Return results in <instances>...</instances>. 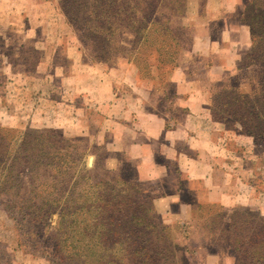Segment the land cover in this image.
I'll use <instances>...</instances> for the list:
<instances>
[{"label": "rangeland", "instance_id": "374dc122", "mask_svg": "<svg viewBox=\"0 0 264 264\" xmlns=\"http://www.w3.org/2000/svg\"><path fill=\"white\" fill-rule=\"evenodd\" d=\"M205 1L0 0V134L18 138L24 131H32V139L37 135L46 139L40 146L54 142L64 150L70 144L91 183L73 190L67 215L69 242L80 239L83 257L75 255L76 248L51 254L53 243L65 237L59 229V210L38 225L37 237L27 233L23 222L17 223L21 215L0 208V264H67L59 260L68 253L77 259L111 254L123 258L145 238L163 245L175 243L181 254L186 253L189 264H220V258L222 264H235L233 254L243 251L228 244L233 232L244 233L247 240L250 233L262 231L264 127L247 125L259 132L251 134L230 116L227 123L213 119L211 106H217L218 117L223 115L220 109L225 95L211 96L210 89L203 101L219 130L222 154L230 158L228 168L239 188L233 206L204 202L184 210L174 194H158L154 185H143L123 152L108 144L110 136L101 141L104 115L111 114L115 96L124 100L122 105L138 103L167 117L166 131L171 129V118L183 108L184 96L172 82V68L191 50L190 30L204 21ZM156 26L158 32L144 41V33ZM109 32L114 36L109 45L121 46L119 56L107 63L97 62L92 50H104L105 42L94 40L92 34L107 43ZM263 68V64L253 63L225 85L237 82L250 93ZM161 78L166 82L160 83ZM9 148L16 152L13 141ZM23 176V181L29 177L26 170ZM251 193L253 203L248 205ZM182 198L192 196L185 193ZM149 207L152 210L147 211ZM253 220L257 221L249 223Z\"/></svg>", "mask_w": 264, "mask_h": 264}, {"label": "crops", "instance_id": "0c3cea01", "mask_svg": "<svg viewBox=\"0 0 264 264\" xmlns=\"http://www.w3.org/2000/svg\"><path fill=\"white\" fill-rule=\"evenodd\" d=\"M247 4L205 1L204 21L190 30L191 50L172 72V82L184 96L170 130L166 131L167 117L138 103L122 105L118 96L109 108L111 114L104 115L101 141L110 136L108 144L123 152L140 182L154 185L155 193L174 194L184 210L202 202L233 206L239 199L235 175L228 168L230 158L222 154L219 130L203 100L214 86L236 79L238 66L251 49V27L242 20ZM185 193L192 199L182 198ZM252 203L251 193L247 204Z\"/></svg>", "mask_w": 264, "mask_h": 264}, {"label": "trees", "instance_id": "16d2710c", "mask_svg": "<svg viewBox=\"0 0 264 264\" xmlns=\"http://www.w3.org/2000/svg\"><path fill=\"white\" fill-rule=\"evenodd\" d=\"M247 1V7L242 12V20L251 27L252 46L239 64L237 71L246 69L253 63L264 65V0ZM153 32H158L157 26L150 28L147 34L144 33L146 37L144 41L147 42L148 36H151ZM92 37L99 42V39L105 42L103 43L104 50H92L93 57L97 62L107 63L114 61L119 56L118 49L121 46L115 48L114 45H109L114 39L113 33L107 34V43L98 34H92ZM135 61H139L137 55ZM179 64L180 62H175L172 70ZM137 65L140 68L139 63ZM254 79H256L257 84L251 86L250 93L241 90L236 84L237 82L227 86L225 84L224 86L222 84L214 86L211 96L222 94L226 96V99L223 97L225 101L220 109L224 116L218 117L216 115L218 113L214 109L217 106H211L213 119L227 123L226 121H229L228 117L230 116L234 118L235 123L240 124L243 129L251 134H255L256 131L249 127L246 128L247 125L255 123L259 125V128L264 127V68L256 74ZM160 80V83L166 82L162 78ZM29 132L24 131L18 138H9L6 132L7 136L0 134V208L21 215V219L17 220V223L23 222L27 227V233L37 237L40 236L38 225L42 224L45 219L51 218L59 210L58 214L61 217L59 229L63 230L65 237L63 241L57 244L53 243L51 254L58 253V250L61 252L76 248L75 255L83 257L84 254L80 252L83 247L78 246L80 239H76L78 243L69 242L70 226L67 215L74 201L73 194L75 191L73 190L91 186L90 176L87 175L85 168H79L81 158H76L77 152L71 148L70 144L64 150L60 146L55 147L54 142L51 141H48L51 142L50 145L40 146L39 144L46 139L40 138L38 135L32 139ZM12 141L14 148H16L15 153L9 148ZM38 141L39 143H37ZM30 143L34 145L29 147ZM35 149H39L40 153L35 154ZM25 170L29 177L23 181ZM99 184L101 181L97 183V185ZM42 187L47 189L41 190ZM203 203H196L193 206H201ZM215 203L212 202L211 205ZM150 210H152L150 207L147 208V211ZM137 218H141V216H137ZM233 220L235 223L237 222L236 217ZM260 220L263 221L262 231L250 233V238L247 240L243 239L244 233L242 235L240 232H233L228 244L233 246L236 251H243L241 255L240 253L233 254L235 264H264V217ZM141 221L144 222L145 220L141 219ZM255 221L257 220L249 221V223ZM138 224L142 223L138 221ZM230 224H228V228L231 227ZM49 226H51L50 223ZM246 227L243 226L242 228L245 229ZM181 252L173 242L163 245L151 241V238H145L133 253L127 255L130 257L119 258L116 254H111L109 257H97L88 260L87 258H73L71 253H68L67 258H61L59 261H65L67 264H189L187 258H184L186 253L181 254ZM217 252L220 255V250ZM222 261L223 259L220 258V264L223 263Z\"/></svg>", "mask_w": 264, "mask_h": 264}]
</instances>
